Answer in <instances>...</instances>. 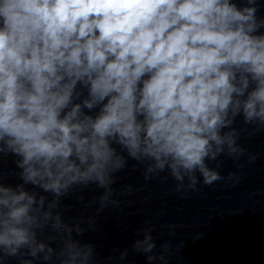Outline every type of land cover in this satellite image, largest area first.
<instances>
[{
  "label": "clouds",
  "instance_id": "clouds-1",
  "mask_svg": "<svg viewBox=\"0 0 264 264\" xmlns=\"http://www.w3.org/2000/svg\"><path fill=\"white\" fill-rule=\"evenodd\" d=\"M256 3L0 0V157L17 158L21 181L0 174V264H100L76 238L86 221H66L62 201L95 185L98 211L118 206L115 176L129 159L145 180L167 171L176 191L223 179L207 161L245 154L236 118L264 129ZM133 247L152 253V229Z\"/></svg>",
  "mask_w": 264,
  "mask_h": 264
}]
</instances>
